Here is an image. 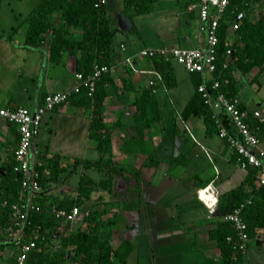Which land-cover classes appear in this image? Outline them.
<instances>
[{"label": "trees", "instance_id": "16d2710c", "mask_svg": "<svg viewBox=\"0 0 264 264\" xmlns=\"http://www.w3.org/2000/svg\"><path fill=\"white\" fill-rule=\"evenodd\" d=\"M158 1L122 0V16L137 31L133 24L134 17L151 12ZM253 1L258 0H230L219 22V41L215 46L216 69L208 75L201 72L190 73L194 76L195 92L180 115L183 119L192 115L202 118L207 129L217 134V115H220L230 130H233V126L229 124L226 114H220L211 108L198 86L205 83L214 98L219 92H225L229 97L240 96V78H248L250 83L258 85V89L263 85L260 77L264 73V13L257 19H251L244 14L250 11ZM189 3L191 1L186 5L189 6ZM112 6L110 0H39L14 27L13 32L20 25L27 24L24 40L26 47L45 46L49 60L54 63H60L65 54L75 55L74 74L80 72L87 76L95 71L96 66L116 65L118 52L122 50L124 41L116 43L114 40L119 28L107 12ZM235 23L238 24L237 28L233 27ZM73 29L77 32L72 31ZM148 59L154 69L161 73L162 82L151 76L150 80H155L156 83L152 85L149 80L148 85L137 92L132 79L122 78L117 82L111 75L112 70L96 79L95 89L91 94L90 89L85 86L56 106L55 109L67 105L88 110L89 138L100 153L97 158L50 153L47 144L46 147L38 149L39 160L36 167L40 172L42 190L36 202L44 210L52 207L70 210L73 206H79L82 212L81 224L72 228L73 225L66 223L63 218L50 215L47 211L41 214L31 211L24 231L19 232L21 226L14 225V206L21 203L20 175L14 170V152L17 146L4 161H0V249L18 247V242L29 238L38 227L40 239L30 252L26 264H133L130 260L135 243L127 238H122L118 243L113 242L114 227L126 223L127 219L121 209L112 210L111 205L116 200L115 176L130 172L139 179V168L128 162L118 165L114 160V129L123 122L117 120L107 123L103 112L106 103H113L115 98L125 101L129 91L135 90L139 93L133 101L135 136L124 138L121 147L127 152H147L148 148L144 145L145 131L155 121H161L163 116L159 90L178 85L173 60L163 57ZM256 68L257 73L250 77ZM214 81L219 82L218 88H213ZM241 105L248 108L243 102ZM7 123L15 126L17 130L15 124ZM250 124L255 127L259 136L264 137V121L254 118L250 120ZM17 134L18 144V130ZM1 149L3 144L0 145V151ZM233 152L237 160L238 153L234 150ZM75 173H78V182L73 187L74 196L63 194L55 199L53 194L48 193L53 184H64L65 179L71 178ZM256 173L257 169L251 167L240 184L218 195L217 209L213 212L217 217L210 221L214 225L209 230V239L214 241L219 254L216 260L211 258L209 264H238L244 258L245 252L237 245L235 225L224 219L225 215L242 205V216L247 222L250 238H256L259 246L264 243V184L258 182ZM208 183L203 181L201 186L206 187ZM65 226H69L68 233L62 231ZM57 231H60L57 234L59 246L52 249L51 240ZM13 232L12 237H7V234ZM15 251L9 264L14 263L18 249Z\"/></svg>", "mask_w": 264, "mask_h": 264}, {"label": "crops", "instance_id": "0c3cea01", "mask_svg": "<svg viewBox=\"0 0 264 264\" xmlns=\"http://www.w3.org/2000/svg\"><path fill=\"white\" fill-rule=\"evenodd\" d=\"M27 1L32 2L28 7ZM38 1L0 0V100L7 102L4 106L22 105L34 109L44 95L69 89L75 80V55L65 54L60 63H54L49 60L45 46L24 45L27 24L20 25L13 32L18 18L22 20ZM190 1L187 6L186 3ZM120 3L122 0H115L108 14L115 17L116 10L122 12ZM157 3L153 11L134 17L133 24L137 31L123 16L120 20L124 32L120 41H124L128 49L119 50L111 75L117 82L122 78L132 79L137 92L148 85L153 76L149 71L155 69L149 59L137 58L136 64L146 72L134 73L121 63L125 56L131 54L130 51L143 47L207 44V35L200 29L202 21L198 8H189L197 5L199 0H159ZM4 6L9 7L10 13L16 6L18 10L13 17L12 13L2 16ZM249 9L244 14L257 19L264 13V0L253 1ZM211 11H214L213 7ZM72 31L77 32L75 29ZM257 71V68L254 69L250 77ZM190 77L194 82V76ZM260 79L263 85L258 89V85L250 84L248 78H240V97L249 109H258L264 115V99L257 93L264 87V73ZM247 84L255 85V91H251L253 95L245 91ZM171 91L166 88L159 90V94L166 96L160 97V107L168 102L174 105V112L167 121H155L146 129V153L127 152L121 147L124 138L135 136L133 101L139 93L129 91L125 101L115 98L113 103H106L103 112L107 123L123 122L114 129V160L118 165L127 161L139 168V179L130 172L115 176L116 200L111 205L112 210L121 209L127 219L126 223L114 227L113 242L127 238L135 243L130 260L133 264L137 261L140 264H209L211 258L216 260L219 250L209 239V230L214 225L210 221L217 216L210 213L199 198L198 190L204 188L201 186L203 181H208V185H212L220 195L240 184L247 175V171L237 163L233 149L217 133L207 129L206 124L200 126L202 118L193 115L187 119L181 117L182 109L195 92V84L186 99L176 90ZM52 113L54 116L51 114L42 123V127L47 126L50 130L51 137L47 142L50 153L86 157L84 154L92 144L88 110L63 105ZM50 118L54 129L49 125ZM177 121L181 122V127ZM214 134L217 139L213 137ZM17 135L15 126L0 118V145L3 144L0 161H4L17 146ZM37 148L40 149L38 141ZM254 242L255 238L252 237L244 258L238 264H264V243L251 251ZM11 260L12 255L8 262Z\"/></svg>", "mask_w": 264, "mask_h": 264}, {"label": "built area", "instance_id": "2783aa9c", "mask_svg": "<svg viewBox=\"0 0 264 264\" xmlns=\"http://www.w3.org/2000/svg\"><path fill=\"white\" fill-rule=\"evenodd\" d=\"M229 2L230 0H200L197 5L189 7L190 9L198 8L199 18L202 21L200 29L207 35V44L205 46L143 47L135 53L125 56L121 63L127 65L134 72L143 73L146 71L138 67L136 64L137 58L163 57L166 60L181 63L189 73L201 72L206 75L210 74L216 69L215 46L219 41L220 18L224 15ZM212 7L214 8L213 12L211 11ZM233 27L237 28L238 24L235 23ZM121 48L125 51L127 45L124 43ZM228 52L230 53L231 50H228ZM115 67L116 65L112 67L107 65L96 66L95 71L87 76L76 72L72 87L62 91L47 93L34 109L22 105L17 107L0 106V118L15 124L19 133L18 144L14 152L16 160L14 170L20 175L21 180V203L14 206L16 207L14 225L21 226L19 232L24 231L31 211H37L40 214L47 211L50 215L63 218L66 223L71 225L82 219V212L79 206H73L70 210L56 207L44 210L36 202L42 190L39 180L40 172L36 167L39 160L37 141L44 116L48 112L54 111L56 106L65 102L72 94L80 92L85 86L90 89L89 94H91L95 89L96 79L103 73L114 70ZM149 72L160 82L163 81L159 71L153 70ZM154 83H156L155 80H150V84L153 85ZM219 85L218 81H214L213 88H218ZM198 90L202 92L211 108L215 112L220 109V114H226L229 124H232L233 130H230L220 115L216 116L218 136L226 140L229 146L238 153L236 161L239 166L246 171L251 167H255L257 169L256 177L258 182L264 184V146L262 145V137L258 135L255 127L250 124V120L254 118L264 121L263 113L258 109L243 108L240 96L229 97L225 92H219L217 97L213 98L208 92L205 83H201L198 86ZM204 193L210 194V197H203ZM198 196L207 206L210 213L217 209L218 194L212 185L199 189ZM248 201L250 202V200ZM242 207L243 205L237 207L234 211L225 215L224 219L233 222L237 232L238 248L242 252H246L251 238L247 231V222L242 216ZM38 239H40V235L39 229L36 227L29 238L24 239L20 243L18 242V252L13 264H26L29 254L35 248Z\"/></svg>", "mask_w": 264, "mask_h": 264}, {"label": "rangeland", "instance_id": "374dc122", "mask_svg": "<svg viewBox=\"0 0 264 264\" xmlns=\"http://www.w3.org/2000/svg\"><path fill=\"white\" fill-rule=\"evenodd\" d=\"M114 1L115 0H110V5L111 6L113 5V2ZM29 3H32V2L31 1H27V6L26 7H28V4ZM120 4L122 6V3H120ZM157 4L158 3L155 4V8H156ZM122 8H123V6H122ZM17 10H18V7L16 6L14 8V11L11 12L12 13L11 14L9 7H5L4 6L3 12H2V16H6V15H10L11 14L12 17H13L14 13ZM25 10H26V8H25ZM116 11H117V15H115V17H113L112 15L111 16L113 17V22L116 23L115 25L118 28L120 27L118 29V31L115 33V36H114V40L117 43L118 41H120L123 38L124 32H122V28H121V24H120V20L122 19V12H120L121 13L120 14L119 13V10H116ZM113 14H116V13L114 12ZM13 20H14V23H15V19H13ZM20 20H21V18L20 19L18 18V22L17 23H19ZM174 64H175V67H176V73H177V77L179 79V83H178V87L176 86V87L171 88V89H172V91H175L176 90L175 91L176 93L182 94L183 96H185V99H186V98L189 97V95H191L192 91L194 90V82L192 81V79L190 77L191 76L190 73L184 68V66L181 63L175 61ZM250 84H247V87L245 88V91H248V94L253 95V93L251 91H255L254 90L255 89L254 88L255 85H250ZM257 93H258V95L261 96V98L264 99V87H262ZM162 94H164V93H160L159 96L160 97H166V96H164ZM0 104L4 106V105H7V102L4 101V100H0ZM161 108H162V113H163L162 114L163 115L162 116L163 117L162 118V121L165 122V121H167V119L171 115H173L174 105L173 104L169 105L168 102H167L164 105H161ZM263 108H264V105H263ZM166 111L168 112L167 114L165 113ZM169 112H172V113L169 114ZM51 114H53V113L52 112H48L44 116V119H47ZM53 116H54V114H53ZM48 121H49V125L51 126V128L54 129V124L52 122V119L50 118V120H48ZM177 124L179 125V127H181V125H180L181 122L180 121H177ZM204 124H205L204 121L201 120L200 126L202 127V126H204ZM198 131L200 132V129H198ZM50 137H51L50 130H48V127L47 126H43L41 128V130H40V134H39V137H38V139H39L38 140V147L39 148L46 147V144H47L48 139ZM213 137L215 139H217V136L215 134L213 135ZM99 154L100 153L94 148V145L92 143L88 147L87 152H85L84 156H86L87 158H97L99 156ZM124 163H127V161H125ZM77 182H78V173H75L71 178L65 179L64 184H62V183H57V184L55 183V184H53L52 187H51V189H50V191L48 193L49 194H53L55 196L54 197L55 199H56V197L61 196L63 194H65V195L68 194L70 196H72V195L74 196L73 187L76 186ZM81 221H82V219H79L78 221H76L73 224L72 228H75L76 226H78L79 224H81ZM68 228H69V226H65L62 229L63 233H68V231H69ZM60 231H57L55 233V235L53 236L52 240H51V247H52V249H56L59 246L60 240H59V235H57V234H59ZM13 234H14V232L11 233V234H7V237H12ZM258 247H259V245L256 244V238H255V242L251 245V248L250 249L252 251L253 249H257ZM17 249H18L17 246H15L13 248L12 247H6L5 249H0V264H9V262H8L9 257H11V255L13 256V254L16 252L15 250H17ZM247 258L248 257H245V259H247ZM246 263L247 262H245L244 264H246ZM66 264H73V263L67 262Z\"/></svg>", "mask_w": 264, "mask_h": 264}, {"label": "bare ground", "instance_id": "6f19581e", "mask_svg": "<svg viewBox=\"0 0 264 264\" xmlns=\"http://www.w3.org/2000/svg\"><path fill=\"white\" fill-rule=\"evenodd\" d=\"M203 197H210V194L204 193Z\"/></svg>", "mask_w": 264, "mask_h": 264}, {"label": "water", "instance_id": "95a60500", "mask_svg": "<svg viewBox=\"0 0 264 264\" xmlns=\"http://www.w3.org/2000/svg\"><path fill=\"white\" fill-rule=\"evenodd\" d=\"M217 112H218V113H221V110H220V109H217Z\"/></svg>", "mask_w": 264, "mask_h": 264}]
</instances>
